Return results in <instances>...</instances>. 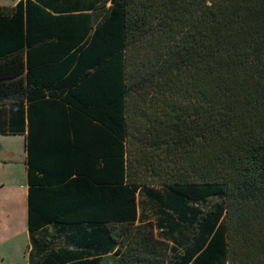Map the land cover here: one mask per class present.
I'll return each instance as SVG.
<instances>
[{
	"label": "trees",
	"instance_id": "obj_1",
	"mask_svg": "<svg viewBox=\"0 0 264 264\" xmlns=\"http://www.w3.org/2000/svg\"><path fill=\"white\" fill-rule=\"evenodd\" d=\"M0 135L30 264H264V0L0 6Z\"/></svg>",
	"mask_w": 264,
	"mask_h": 264
},
{
	"label": "rangeland",
	"instance_id": "obj_2",
	"mask_svg": "<svg viewBox=\"0 0 264 264\" xmlns=\"http://www.w3.org/2000/svg\"><path fill=\"white\" fill-rule=\"evenodd\" d=\"M14 0H0L12 5ZM21 135H0V264H30V240L25 209V145ZM162 191V190H161Z\"/></svg>",
	"mask_w": 264,
	"mask_h": 264
},
{
	"label": "crops",
	"instance_id": "obj_3",
	"mask_svg": "<svg viewBox=\"0 0 264 264\" xmlns=\"http://www.w3.org/2000/svg\"><path fill=\"white\" fill-rule=\"evenodd\" d=\"M14 1H16V2L13 3L12 5H5V6H14L20 0H14ZM0 6H2V5H0ZM25 153H26V151H25ZM26 157H27V154H26ZM25 172H26V187H25V197H26V199L23 198V202H22L21 206H22L23 210L25 209L26 221H27L28 220V191H29V184H28V179H27L26 163H25ZM141 210H143V207H140L139 214L142 212ZM66 248L68 250L75 249V247H66V246L63 245L62 249L60 250V253L66 252L65 251ZM111 256H112V253L103 256L105 261L102 264H112L111 261L108 260V258L111 257Z\"/></svg>",
	"mask_w": 264,
	"mask_h": 264
}]
</instances>
